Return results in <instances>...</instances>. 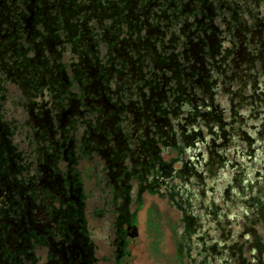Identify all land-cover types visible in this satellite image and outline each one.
Segmentation results:
<instances>
[{
	"label": "flooded vegetation",
	"instance_id": "flooded-vegetation-1",
	"mask_svg": "<svg viewBox=\"0 0 264 264\" xmlns=\"http://www.w3.org/2000/svg\"><path fill=\"white\" fill-rule=\"evenodd\" d=\"M262 154L264 0H0V264H264Z\"/></svg>",
	"mask_w": 264,
	"mask_h": 264
},
{
	"label": "rangeland",
	"instance_id": "rangeland-1",
	"mask_svg": "<svg viewBox=\"0 0 264 264\" xmlns=\"http://www.w3.org/2000/svg\"><path fill=\"white\" fill-rule=\"evenodd\" d=\"M261 158L264 159V154L261 155ZM239 224H241V219L239 220ZM262 233H264V230ZM164 241H165L166 245H168V247H170V244L166 238ZM143 264H153V263L148 261V260H145V261H143Z\"/></svg>",
	"mask_w": 264,
	"mask_h": 264
}]
</instances>
